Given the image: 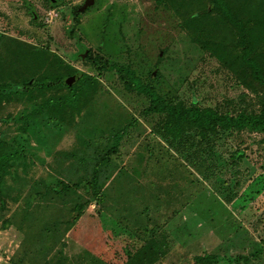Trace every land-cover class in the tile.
Listing matches in <instances>:
<instances>
[{"label":"rangeland","instance_id":"obj_1","mask_svg":"<svg viewBox=\"0 0 264 264\" xmlns=\"http://www.w3.org/2000/svg\"><path fill=\"white\" fill-rule=\"evenodd\" d=\"M85 1L0 0V153L18 154L0 170V264H264V135L170 134L94 62L169 105L259 116L264 0H96L77 18Z\"/></svg>","mask_w":264,"mask_h":264},{"label":"trees","instance_id":"obj_2","mask_svg":"<svg viewBox=\"0 0 264 264\" xmlns=\"http://www.w3.org/2000/svg\"><path fill=\"white\" fill-rule=\"evenodd\" d=\"M160 2L161 0H156ZM213 5L215 10H220L221 4L219 0H214ZM98 71L103 67L109 70H116L125 83L135 89L140 94L145 95L152 105V111L155 113L166 114L170 118L169 127L166 128L170 134L181 132L186 128H193L197 131L198 135L207 137L218 129L224 131H238L249 129L255 132H260L264 135V110L261 115L253 114H239L237 116L223 115L214 109H203L200 107L182 108L172 104H167L165 100L155 91L153 87L143 85L141 80L136 77V74L129 69L120 67L118 65L105 66V63L97 59L94 61ZM80 78L87 81L89 78L81 74ZM39 87V84H30L27 89L33 91ZM79 96V90L71 88V96L66 99L69 104H74ZM17 153L3 152L0 153V170H5L11 161L17 159ZM261 254V251H256L250 256H241L236 261L239 264H249L251 260L256 259ZM189 264H219L220 259L217 256H197L189 260H184Z\"/></svg>","mask_w":264,"mask_h":264},{"label":"water","instance_id":"obj_3","mask_svg":"<svg viewBox=\"0 0 264 264\" xmlns=\"http://www.w3.org/2000/svg\"><path fill=\"white\" fill-rule=\"evenodd\" d=\"M96 0H86L83 5L77 6L74 8V14L77 18L82 17L83 14H85L91 7L95 5ZM34 20H38V17L35 14V11L33 10ZM89 52L86 50V52L82 55L83 58L87 57Z\"/></svg>","mask_w":264,"mask_h":264}]
</instances>
